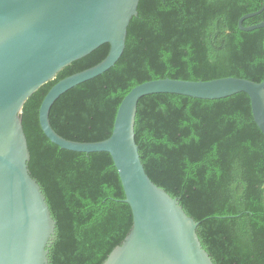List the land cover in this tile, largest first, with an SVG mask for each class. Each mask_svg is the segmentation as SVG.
Wrapping results in <instances>:
<instances>
[{
    "label": "trees",
    "instance_id": "obj_1",
    "mask_svg": "<svg viewBox=\"0 0 264 264\" xmlns=\"http://www.w3.org/2000/svg\"><path fill=\"white\" fill-rule=\"evenodd\" d=\"M261 6L262 0H140L119 61L54 103L52 129L69 141H103L123 98L148 81L262 82L264 30L238 29L239 19ZM260 22L264 11L243 26ZM108 52L103 45L64 68L25 102L20 115L28 168L56 223L48 264H103L132 227L111 157L61 150L39 125L48 91ZM134 131L148 177L199 223V240L213 264H264V135L247 95L146 96L138 103Z\"/></svg>",
    "mask_w": 264,
    "mask_h": 264
},
{
    "label": "water",
    "instance_id": "obj_2",
    "mask_svg": "<svg viewBox=\"0 0 264 264\" xmlns=\"http://www.w3.org/2000/svg\"><path fill=\"white\" fill-rule=\"evenodd\" d=\"M140 0H0V264H48L55 236L45 196L28 168L30 153L21 113L25 102L64 68L103 45L109 52L99 64L57 82L39 108L45 137L61 150L107 153L118 173L132 227L103 264H213L197 234L198 222L148 177L135 141L139 101L170 94L201 100L247 95L254 123L264 135V79L211 81L159 79L134 87L121 101L111 135L100 142L69 141L51 127L54 103L71 89L112 69L121 58L132 18ZM241 17L238 29L264 30V22L249 27ZM264 49V38H263Z\"/></svg>",
    "mask_w": 264,
    "mask_h": 264
}]
</instances>
